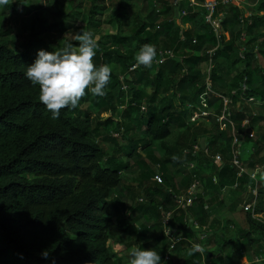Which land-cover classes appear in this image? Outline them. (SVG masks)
<instances>
[{
    "label": "trees",
    "instance_id": "trees-1",
    "mask_svg": "<svg viewBox=\"0 0 264 264\" xmlns=\"http://www.w3.org/2000/svg\"><path fill=\"white\" fill-rule=\"evenodd\" d=\"M244 1L243 8L218 6L227 33L219 42L202 9L187 0H10L0 6V264H126L115 244L154 249L162 261L169 254V264H212L233 242L224 233L230 220L213 207L225 205L221 192L235 184L239 198L229 211L242 204L246 186L254 185L252 172L255 212L263 219L245 213L248 229L236 236L237 253L264 261V0ZM245 11L250 15L240 21ZM16 13H23L18 42L16 28L4 21ZM81 28L98 38L94 63L113 68L106 95L88 92L76 109L52 119L26 67L39 50L62 45L64 32ZM149 43L157 49L155 62L137 66L136 53ZM224 107L226 120L218 121ZM201 110L209 115L191 121ZM233 135L250 147L241 178L230 165ZM201 138L208 145L195 153ZM156 143L168 145L160 158L132 163ZM217 153L220 164L213 162ZM191 162L196 168L187 170ZM157 165L163 183L152 180ZM133 167L138 175L128 181L124 175ZM195 181L191 206L177 209L172 195ZM190 219L206 227L205 240H196ZM166 227L183 237L171 250ZM194 243L206 248L205 258L189 255Z\"/></svg>",
    "mask_w": 264,
    "mask_h": 264
},
{
    "label": "clouds",
    "instance_id": "clouds-1",
    "mask_svg": "<svg viewBox=\"0 0 264 264\" xmlns=\"http://www.w3.org/2000/svg\"><path fill=\"white\" fill-rule=\"evenodd\" d=\"M10 0H0V6H8ZM53 51L39 50L35 61L26 67L25 77L33 86L39 88V100L58 119L63 109H76L85 95H106V87L113 71L112 66L94 63L98 48V38L92 30L66 32ZM60 41V42H61ZM157 57L154 44L142 45L134 60L137 66L150 68ZM174 161L179 157L174 156ZM171 230L169 229V232ZM182 237H177L179 241ZM200 253L205 258L206 248L195 244L189 255ZM44 259L49 258L48 251L41 253ZM128 264H166L154 249L142 250L134 247L129 253ZM259 264V260H257Z\"/></svg>",
    "mask_w": 264,
    "mask_h": 264
},
{
    "label": "built area",
    "instance_id": "built-area-1",
    "mask_svg": "<svg viewBox=\"0 0 264 264\" xmlns=\"http://www.w3.org/2000/svg\"><path fill=\"white\" fill-rule=\"evenodd\" d=\"M188 1V6L189 7H199L200 9H202L203 11V17H204V22L209 25V27L212 29V32L217 40V42H219L220 38L223 35H226L227 33L222 29V25H221V20L223 17V13L222 12H217L218 10V6L222 5H234L237 6L239 8H243L245 6V1L244 0H203L202 2L198 3L196 0H187ZM173 5H177V2L175 1L173 3ZM158 12V11H157ZM250 13H248V11H245V13L240 17V21H242L244 18H246L247 16H249ZM209 54L213 53V50L208 52ZM162 59V58H161ZM161 61V60H160ZM136 66H134L132 69H134ZM242 88L245 89V85L244 83H242ZM224 103H227V99H224ZM252 98L249 99V101H251ZM209 115L208 112L206 111H199V112H194L193 115L191 116V121H196L198 118L200 117H207ZM226 116H227V111H226V107H224V109L221 112V115L217 117L218 121L221 120H226ZM249 123L248 119H245L242 123V127H246V125ZM231 124V123H230ZM253 134H250V136H252ZM200 146L199 145H194L193 146V151L196 153L197 151H199ZM244 153V149L242 147V142L239 140L238 137L236 136H232V141H231V146H230V165L236 169V177L241 178L243 174L246 173V166L244 164V158L242 157ZM222 161V157L220 154H215L213 157V162L215 164H220V162ZM157 167V171L153 174L152 176V180L156 181L157 183H163V178H162V174L160 173L159 169V165L156 166ZM187 168V170H192L194 168H196V165L194 162L188 163L185 166ZM249 177L251 179L254 180V185L252 184H248L246 186V193L244 194V197H246V199L244 200V202L241 204V209L243 212L245 213H250L251 217L253 219H260V214H257L255 212V205H256V198H257V181H256V174L255 172H252L249 174ZM213 182L215 183V178L213 179ZM197 181L194 182V184H192L190 187H188L187 191L183 194L177 195V194H173L172 195V200L174 202V204L176 205V208H182L185 209L186 207L191 206L193 200L196 198V189L198 186L197 185ZM238 185L235 184L234 186L230 187L232 189L237 188ZM228 189V188H226ZM222 190V193L226 190ZM171 213H167L164 220H163V225L166 226V224L168 223L169 219H170ZM191 227L195 228L197 230L196 233V240H203L205 239V233H206V227H200L198 225V223L192 221L191 219L189 220ZM169 227L165 228V235L168 236L171 240L170 243V250L173 249L175 247V245L179 242H181L183 240V237L181 236V234H178V230L176 229L175 231H171L169 232ZM177 237H182V239H180L179 241L176 240ZM191 244L192 247L195 245ZM169 253V252H168ZM166 262V264H169V254H167L164 257V260Z\"/></svg>",
    "mask_w": 264,
    "mask_h": 264
},
{
    "label": "rangeland",
    "instance_id": "rangeland-1",
    "mask_svg": "<svg viewBox=\"0 0 264 264\" xmlns=\"http://www.w3.org/2000/svg\"><path fill=\"white\" fill-rule=\"evenodd\" d=\"M238 1H240V0H238ZM255 7H257V6H253L251 9L254 10ZM249 12L250 11H248V13ZM21 15H23V13H18V14L16 13L12 16L5 17V20H4L6 23L12 24L13 27L16 28V30L15 29L13 30V36L16 37V42H18L22 38L21 32H19V31H22V25H23L22 19L20 18ZM69 31L75 32L74 29L67 30L66 32H69ZM66 32L63 33L61 39L63 38V36ZM248 137L254 138L255 137L254 132H253L252 136L248 135ZM167 146H168L167 144L160 145L159 143H156L148 151L141 152L139 154V156H134L131 159V161H132V163H135L137 160H140V159H150V160H151V158H157L158 159L162 156V154H163L162 152L164 151V149ZM245 155H246V151L242 155V157L244 159L246 157ZM133 168L134 169L132 170V173L130 175H127V174L124 175L128 181H133L134 178L138 175V170L135 167H133ZM124 193H125V191H124ZM219 208L222 210L223 206L219 207ZM236 208L237 209L235 210V212L238 211L240 213L241 208H240L239 204L236 206ZM226 217L227 216H225L223 214L220 216V219L222 220L223 218L225 219ZM241 217H244L243 213H242ZM227 225L228 224L225 223V226H227ZM235 226H236L235 230H230L228 228L226 230H224V233L226 235L230 236L233 239V242L226 245L225 251L221 255L218 253V255L216 254V256H214V261L212 264H246L245 260L243 258L244 254H241V253L238 254L237 253V249L240 246L241 242L239 244L238 243L239 241H236V238H238L236 236H237L240 229H239L237 224ZM113 247H114L115 251L120 252L119 255L122 256L124 262L126 264H128L129 253H130L131 249L134 247L125 248L123 245H119V244H115ZM182 252H185V249H183ZM252 261H253L252 264H257V260H255L256 261L255 262L253 257H252ZM249 264H251V263H249ZM259 264H264L263 258L259 259Z\"/></svg>",
    "mask_w": 264,
    "mask_h": 264
},
{
    "label": "crops",
    "instance_id": "crops-1",
    "mask_svg": "<svg viewBox=\"0 0 264 264\" xmlns=\"http://www.w3.org/2000/svg\"><path fill=\"white\" fill-rule=\"evenodd\" d=\"M242 147L246 151V155H245L246 156L245 159H246L249 156L250 147L247 144L246 145L243 144ZM235 190H236V188L235 189L228 188L223 193L221 192L222 198L225 200V205L223 206L222 210L220 208H218L217 206H214L213 210H214L215 214L219 215V217L223 214L225 216H227L226 218H228L230 220L228 229L235 230V228H236L235 225L237 224L239 229L246 230V229H248V224L245 220V212H243L242 209H241L240 213L238 211L235 212V210L237 208L235 210H233L232 212L229 211V207L239 198V195L235 192ZM206 198H207V196H206ZM239 206L241 208V202H240ZM242 213L244 214V217H241ZM260 219H263V214H260ZM237 241H239L238 243L240 244L241 239H238ZM243 258H244L246 264H249V263L252 264L253 263L252 261L248 262L246 256H243Z\"/></svg>",
    "mask_w": 264,
    "mask_h": 264
},
{
    "label": "water",
    "instance_id": "water-1",
    "mask_svg": "<svg viewBox=\"0 0 264 264\" xmlns=\"http://www.w3.org/2000/svg\"><path fill=\"white\" fill-rule=\"evenodd\" d=\"M208 143L205 142L204 138H201L199 141V146L201 150H204L207 147Z\"/></svg>",
    "mask_w": 264,
    "mask_h": 264
}]
</instances>
